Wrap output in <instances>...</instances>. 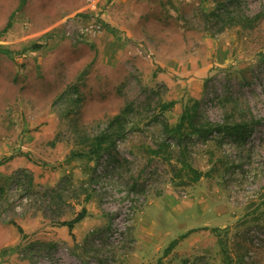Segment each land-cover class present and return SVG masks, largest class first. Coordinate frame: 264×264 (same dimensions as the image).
I'll use <instances>...</instances> for the list:
<instances>
[{
    "label": "rangeland",
    "instance_id": "rangeland-1",
    "mask_svg": "<svg viewBox=\"0 0 264 264\" xmlns=\"http://www.w3.org/2000/svg\"><path fill=\"white\" fill-rule=\"evenodd\" d=\"M241 2L261 18L217 33L214 0H0V264H264V0ZM194 100L256 122L192 134L191 183L165 124Z\"/></svg>",
    "mask_w": 264,
    "mask_h": 264
},
{
    "label": "trees",
    "instance_id": "trees-1",
    "mask_svg": "<svg viewBox=\"0 0 264 264\" xmlns=\"http://www.w3.org/2000/svg\"><path fill=\"white\" fill-rule=\"evenodd\" d=\"M25 0H21V4ZM215 7L208 13H205V19L214 22L215 31L220 33L226 28L238 25H252L254 22L261 18L260 14L250 15L242 8L241 0H214ZM11 25L10 21L5 28ZM8 52V50H5ZM175 101L164 102L161 105L162 110H167L173 107ZM132 108L130 104H126L124 108L116 115H114L108 122L106 128L95 138H93V148L91 153L97 155L106 146H114L116 139H121L125 135L126 126L125 122L131 113ZM243 114L241 120H232L230 123L221 124L219 122H212L210 120H203L202 114L199 112L198 100H194L192 104H186L178 121L169 126L165 124L166 131L171 137L176 139V144L179 148V163L180 165L175 170V176L182 181L194 183L201 179L203 176H209L210 171H202L194 167L190 162L186 160L185 144L186 140L191 137L192 134L198 135L204 142L210 140L212 137L217 138L230 137L235 142H244L248 135L253 130V124L256 122H249L243 120ZM157 153V152H156ZM81 155V154H80ZM85 216V209H83L78 215L71 220L62 221V225H67L70 231L74 225L79 222ZM18 230L22 232L21 226L15 224ZM72 233V232H71ZM25 236V235H24ZM184 236V235H183ZM177 240H174L169 248H172Z\"/></svg>",
    "mask_w": 264,
    "mask_h": 264
}]
</instances>
